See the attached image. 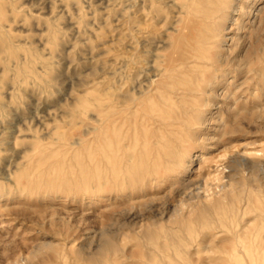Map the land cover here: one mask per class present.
Listing matches in <instances>:
<instances>
[{
	"label": "rangeland",
	"instance_id": "1",
	"mask_svg": "<svg viewBox=\"0 0 264 264\" xmlns=\"http://www.w3.org/2000/svg\"><path fill=\"white\" fill-rule=\"evenodd\" d=\"M244 1L236 2L221 51L236 58L234 72L217 81L215 94L183 100L215 105L203 110L207 127L197 133L204 139L218 130L211 138L219 143L212 152V143L205 150L204 143L183 144L194 158L179 178L200 184L202 204L180 207L177 181L152 188V174L141 172L155 167L154 137L174 145L189 133L158 129L151 119L166 71L179 66L186 41L195 45L185 29L204 32L186 19V0H0V264H251L237 259L227 233L239 224L245 240L259 234L264 243V0L251 18L238 13ZM210 48L198 54L210 58ZM176 104L162 112L180 113ZM195 119L189 115L188 124ZM105 129L130 146H121L128 164L117 180L111 174L108 193ZM237 155L255 169L231 193L222 189V165ZM135 180L150 186L136 190ZM248 201L247 215L233 218L232 207ZM254 260L264 264V252Z\"/></svg>",
	"mask_w": 264,
	"mask_h": 264
},
{
	"label": "bare ground",
	"instance_id": "2",
	"mask_svg": "<svg viewBox=\"0 0 264 264\" xmlns=\"http://www.w3.org/2000/svg\"><path fill=\"white\" fill-rule=\"evenodd\" d=\"M237 1L239 0H186L185 4L183 5L186 19L187 20H189L190 18L196 19V22L195 21L192 22L193 25L199 26L201 24L204 32H201L199 30L189 31V28L185 29L188 31L186 38L192 36V40L194 41L195 45H193L190 41H186L185 51L179 56V60H180L179 66L174 68V70L170 69L166 71L165 77L169 79L168 80L169 83L164 82L160 84L161 86H159L156 90V93L158 94V99L160 100L161 104L159 105V111L157 112V114L156 113L152 114L151 119L156 121V124L159 126L158 129L164 130L167 127L178 126L180 128H185L189 133L188 134L186 133V137L184 140L179 136L178 139L174 140L175 143L174 145L172 143H169L163 137H154L155 145L154 147H152L151 151L156 153L155 157L152 159L153 165L155 167L152 173H149L147 170H144L141 172V175H145L146 173L149 175L152 174L151 176L153 177V181L150 183L154 185L152 186V188H157L161 186L163 187L164 182L169 180L177 181V183L175 184L177 185V187H172V192H174V194L177 195V197L180 199V205H179L180 207H186L187 206L186 204L188 202L198 201L197 203L198 205L201 206L202 204V202L200 201L201 196L199 194L200 184L197 182H193L191 180L184 181L181 180V178H179L183 173L187 174L190 171L189 164L190 162H192L194 158L193 151H184L185 149L182 148L183 144L185 142L187 143L193 142L196 144L204 143L203 148L205 150L207 148L206 147L207 144L212 143L210 145L211 147L208 149L209 152H212L215 150L214 146H216L219 143V139L211 138L212 136L213 137L219 136L218 130H214V131L208 130V134L203 136L204 139L198 136L197 133V131H200L202 128L207 127L206 126L207 119L206 118L204 119L202 117L204 116L203 110L211 107H215V105H212L211 103L210 104L206 103L205 105L203 104L202 107L197 105L187 106V104L183 103V100H185L186 98H191V100L193 101L197 99L203 100L207 95L215 94L217 81L219 79H225L228 76H231V74L234 72V69L236 67L235 65L236 58L223 59L221 56V51L224 48L223 47L225 43L224 39L226 38L225 34L228 31L227 24L231 20L232 12L235 11L236 7H238V5H236ZM258 1L259 0H245L244 2L246 3H242L238 13L248 18H251L252 16H254L255 13L252 12L254 6H256L254 4L255 2ZM260 10L261 9L256 8V12H260ZM241 30L243 29L240 28L239 31ZM207 47L208 49L211 47L210 49L213 50L214 53L210 58L198 54L199 49L207 48ZM202 67L205 68V71L201 74L197 73V71ZM239 69H242L241 65L237 66L236 69L237 72ZM178 70H179L178 72L179 74L177 77L175 72ZM208 71L210 72L209 77H208V73H209ZM188 78L191 79L187 81L186 79ZM193 78L196 80L195 83L193 81ZM179 80H183V82ZM160 87H162V89H165L166 94L174 96L173 100H170L169 98L167 99L163 95V93L160 92ZM110 91L112 90L110 89ZM176 101L180 103L181 107H183L180 113L171 115L169 113L166 114L162 112L163 110L162 108L164 107L169 110L178 108ZM112 108L107 106L104 113L105 122L107 121L109 122L110 120L109 112L111 111ZM114 114L116 115V113ZM189 115H194L196 117L195 124L193 125L188 124L187 119ZM210 115L213 116L212 113H210ZM108 133H109L108 129H105L104 137L102 140L103 151H102V160H101V164L105 172L104 181H105L106 193L109 192L108 185L112 181L111 174L114 180H117V170H119L118 168L121 167L123 168L124 165L128 164L127 162L126 163L124 162L122 164L120 161V158L124 155L121 146H123L125 150L130 149L129 145L127 144L123 145V141L122 142L120 141L119 134L116 131L114 132V139L108 137ZM227 135H232V132H226L222 134V137H225ZM113 147H115L114 150L112 149ZM196 158L199 157L196 156ZM132 160L133 158H130L128 162L131 163ZM248 160L244 156L237 155L234 158H229L227 162L222 165L223 168L222 175H224L225 172L228 173V175L226 174L223 177L222 181L226 180L227 182L225 181L226 184L222 186V189L230 187L232 188L231 193H234L237 190L242 189L243 183L241 181L240 182L237 181V178L241 177L242 174H244L247 170L251 169L252 172V170L255 169V165L250 164ZM200 161L203 162V158ZM215 180L221 182V179H219V177L215 178ZM147 183L143 181L139 182V180H135L133 182V186L135 187L136 190H145L148 188V186H150ZM218 187L219 186H217V188ZM203 188H205V186ZM219 188L218 190H220ZM200 192L202 191L200 190ZM103 198H105L103 200L106 202L107 197H103ZM249 203L250 202L248 201L244 205L237 206V208L232 207L230 212L233 218L236 219L238 217L243 219L244 216L247 215L249 210H251L249 209L250 206ZM233 204H235V200H233L232 206ZM203 205L205 206L204 207L205 210L206 204L203 203ZM195 206L197 205H194V208ZM180 211H181L180 209L175 208L174 216L177 217ZM218 229L221 228L218 227L215 230ZM227 230H228L227 233H231L234 237L233 245L231 246V249L237 255V259L243 261L246 260V258H248L251 264H255L254 256L259 254L260 250L261 252H264V243L263 240L261 241V236L259 234L253 235V237L248 242L247 240L244 239L245 237L243 234L244 232L242 229H239V224L236 225V227H234L233 229L231 228Z\"/></svg>",
	"mask_w": 264,
	"mask_h": 264
}]
</instances>
